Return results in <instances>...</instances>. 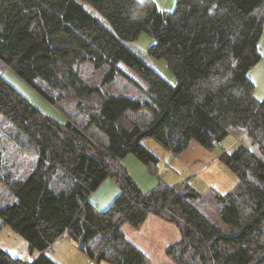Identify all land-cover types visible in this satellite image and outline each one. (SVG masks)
I'll return each mask as SVG.
<instances>
[{"label": "trees", "instance_id": "1", "mask_svg": "<svg viewBox=\"0 0 264 264\" xmlns=\"http://www.w3.org/2000/svg\"><path fill=\"white\" fill-rule=\"evenodd\" d=\"M263 30L264 0H176L171 12L153 0H0V114L37 156L16 178L0 151V181L12 194L0 204V230L9 226L38 254L24 259L0 247V264H57L47 251L65 235L96 261L148 264L121 226L138 227L150 213L179 226L181 237L165 247L176 264H264V101L248 75ZM142 31L154 37L145 49L136 43ZM151 58H164L176 82ZM81 64L103 70L101 84L121 75L138 87V78L144 98L104 95ZM6 69L66 119L32 104ZM146 137L174 156L196 140L237 181L225 192L210 188L211 196L187 181L143 192L120 161L133 153L155 173ZM228 138L235 141L223 149L218 142ZM107 176L120 192L98 210L88 198ZM205 199L217 219L194 203Z\"/></svg>", "mask_w": 264, "mask_h": 264}, {"label": "rangeland", "instance_id": "2", "mask_svg": "<svg viewBox=\"0 0 264 264\" xmlns=\"http://www.w3.org/2000/svg\"><path fill=\"white\" fill-rule=\"evenodd\" d=\"M153 1L155 2L159 10L166 12L173 11L176 5V0ZM136 43L138 46L145 49L149 45L154 43V37L147 32L142 31L138 35ZM259 50L261 58L249 70L248 75L254 82L255 96L259 100L264 101V30L259 41ZM151 61L155 65V68L167 80L172 83L176 82V77L174 73L168 68L167 62L164 58H151ZM80 72L86 79L89 80L90 83H94L98 87L100 86V90L104 95L123 94L136 98L140 97L141 99H143V92L147 90L145 82H142L138 78L135 80V78L133 77L135 82L139 85L138 88L137 86H135V84L131 83L121 75H116L111 82H104L103 84H101V75L104 74V71H92L89 64H81ZM3 76L19 92H21L26 98H28L30 102L37 108L47 114L56 117L57 119H66L54 104L46 100V98H44L39 92H37L30 84H28L15 72L6 69L3 72ZM49 93H51V91H49ZM76 119H78V117H76ZM234 141L235 140L228 138L224 140L223 144H219V146L223 145V149H230ZM141 143L148 150L152 151L158 158L156 170L157 173L150 172L147 165L133 153L126 154V156L121 161H123V165L125 167L126 165L124 161L128 162V164H130V167L132 166L135 168L134 174L136 176V180L138 182L141 181L144 188H147V186L149 185L146 190L150 191L154 188H152L150 184H153L154 186L155 184L158 185L159 182H165L166 184H176L181 181H187L190 184H193L201 194H209L208 196L212 195V193H210L208 190V185H206L204 181H202L198 176L194 175L193 170L191 171V169L186 165L184 166L183 164L178 163L179 159L177 158V156H174L170 151L161 146L153 138H142ZM0 151L2 154L3 165L6 166L9 172L14 174L16 178L23 177L27 173H29L30 170L33 169L37 161V156L34 151L29 148V142L27 141V139L23 135L19 134V132L11 125V123L1 114ZM132 157L133 162L131 160H128L132 159ZM138 163L140 164V167H142L144 174L140 172ZM105 180H107L108 182L104 183L103 185V182ZM108 183H113L117 188V185L113 181V178L107 176L101 182L102 186L99 185L97 189L94 190V192L96 191V194H94L95 196H93L92 200L96 202L98 206H100V202L102 200H106L104 199L105 197H108L110 193L114 192V190L112 191L111 185L109 186ZM97 197L99 199H97ZM11 199L12 194L9 191L7 185L4 182L0 181V204L8 202ZM194 203H196V205L210 218L217 219V208L212 200H194ZM7 229H10V227ZM121 229L123 230L128 240L134 245H137L147 255V258L149 259L148 264H176L171 260L169 256H167L165 252V246L169 241H175L181 237L180 229L176 222L165 220L159 216H155L154 214H149L148 218L140 226L133 227L130 224L124 222L121 226ZM4 232L0 234V241H2V243L4 244H7L8 246H11L12 250L16 252V254L20 252L22 248L20 243L21 240L23 241V238L15 232H13L15 235L11 237L9 233H7L6 231ZM47 255L58 264H111L105 260L96 261L94 259H91L89 255L85 251L81 250L79 248V245L67 235L57 240L56 243H54L52 247L47 251ZM18 256H20V254H18Z\"/></svg>", "mask_w": 264, "mask_h": 264}, {"label": "crops", "instance_id": "3", "mask_svg": "<svg viewBox=\"0 0 264 264\" xmlns=\"http://www.w3.org/2000/svg\"><path fill=\"white\" fill-rule=\"evenodd\" d=\"M177 158L180 160V161L178 160V163H181L184 166L186 165L187 167H189L191 169V171L193 170V174L198 176L202 181H204V183L206 185H208L209 189L214 188L215 190H217L219 192H225L226 190L230 189L235 184V182L237 181V176L229 168H227L225 165H223L220 162L219 153L212 152V151L206 149L205 147H203L200 143H198L195 140H190L188 147L180 155H178ZM128 160H131L133 162V157H132V159H128ZM121 163L123 165V161H121ZM124 163L126 165V167L125 166L124 167L127 168L126 170H128V173L130 174V176L134 180V182L137 183V186L140 188V190L148 191L146 189L149 187V185L147 186V188H144L142 182L141 181L138 182L136 180V176L134 174L135 168L132 166L130 167V164H128V162H126V161H124ZM138 167H139L140 172L142 174H144V171L142 170V167H140L139 163H138ZM28 174L29 173H27L25 176L19 177V178H25ZM113 181H114V179H113ZM106 182H108V181L105 180L103 182V185ZM163 183H165V182H163ZM108 184H109V186L111 185L112 191L114 190V192L110 193V195L108 197H105L104 199H106V200H102L100 202L101 207L98 206L96 204V202H94L92 200L93 196H95L94 194H96V191L95 192L93 191L88 198L89 202L92 203L98 210L106 209L111 204L113 199L120 192L118 186H117V188H118L117 189L113 183H108ZM150 185L152 188L157 186V184H155L156 186L155 185L153 186V184H150ZM191 185H193V184H191ZM97 199H99V198L97 197ZM150 214H152V213H150ZM148 216H149V214L147 215L146 219L148 218ZM155 216H157V215H155ZM7 228H9V226L5 225L4 227H2V229L0 230V234L2 232L6 231L7 233L10 234V237L14 236L15 235L13 233L14 231L11 228L10 229H7ZM10 230H12V231H10ZM25 242L26 241L24 239H23V241L21 240L20 244H21L22 248H21L20 252H18L17 254H16V252H14L12 250L11 246H8L7 244L2 243V241H0V247L5 249L12 256H18V254H20V256H18V257H21L24 259H32L34 256L36 257L38 255L37 252H35L33 255L29 254L28 245H27V242L26 243ZM170 242H172V241H169L168 243H170Z\"/></svg>", "mask_w": 264, "mask_h": 264}, {"label": "built area", "instance_id": "4", "mask_svg": "<svg viewBox=\"0 0 264 264\" xmlns=\"http://www.w3.org/2000/svg\"><path fill=\"white\" fill-rule=\"evenodd\" d=\"M219 144H221V142H218Z\"/></svg>", "mask_w": 264, "mask_h": 264}]
</instances>
